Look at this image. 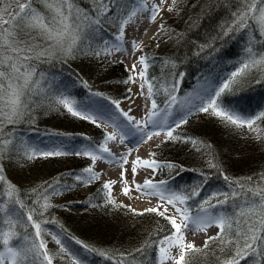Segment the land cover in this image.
Segmentation results:
<instances>
[{"label": "trees", "instance_id": "1", "mask_svg": "<svg viewBox=\"0 0 264 264\" xmlns=\"http://www.w3.org/2000/svg\"><path fill=\"white\" fill-rule=\"evenodd\" d=\"M140 1L118 0L117 5H109V16L99 26V34L92 41L95 51L108 47L119 33V20L111 18H126ZM18 2L27 0H2L0 8L18 11ZM73 2L80 12L93 17L94 9L99 7L95 0ZM31 7L46 21L51 20L53 13L42 0H34ZM169 7H172L171 11ZM246 9L245 0H177L174 6L170 0L151 42L141 46L142 56L147 58L145 78L153 86L152 99L158 109L167 104L169 94L188 88L194 77L207 71L213 62L231 64L233 73L253 53L257 58L264 55V34L256 21L249 17L244 28L234 23L237 19L234 13ZM161 25H164L163 29ZM19 34L29 43H47L41 40L35 29L24 27ZM84 43L87 45L88 41ZM249 47L252 53L247 51ZM31 64L37 70L34 79L43 73L46 79L41 81L40 87L52 92H66L83 100L97 96L109 102L129 95L127 87L131 72L121 62H110L105 54L64 57L57 53L50 62L32 60ZM230 78L231 75L228 80ZM42 95H31L26 114L16 123L4 124L3 138L12 140L9 148L20 146L26 137L43 134L81 146L89 143L98 146L104 141L105 133L101 127L72 116L63 106H57L54 99H42ZM229 101L244 105L249 114L264 111V67L257 66L237 76L220 96L221 106ZM185 120L175 129L173 135L176 138L165 137L154 147V159L158 164L175 165L158 168L154 180L167 181L185 195L198 191V195L187 201L190 210L199 207L201 201L214 193L239 192L240 189L226 181L225 176L246 188L264 187V119L256 121L258 131L231 125L212 114L211 109L209 112H194ZM71 142L68 147H71ZM68 147L61 150L65 153L63 155H37L34 159H26L22 152L8 151L0 161L5 180L15 186L16 195L24 205L8 204L9 208L19 212L24 221V225L16 227L19 236L22 237L27 230L34 237L35 229L27 222V212L35 209L33 219L41 223L42 233L53 232L63 242L86 249L90 253L91 264H153L156 252L154 246L147 245L174 231L168 220L155 212H139L115 201L108 202L101 180L78 182L70 173L80 175L91 159L72 154L75 146ZM249 177H252L251 181ZM49 184L58 188L59 194H52V188L44 193ZM63 186L70 187L65 189ZM7 187L8 184H3L0 191ZM40 193L49 197L51 207L46 211L33 203ZM245 195L251 197L252 193ZM1 199L8 200L6 196ZM243 199L244 196L237 198L239 201ZM43 202L41 197L40 204ZM233 202L229 200L228 204L221 206L222 209L231 212ZM211 203L215 204L216 200L212 199ZM211 211L216 212L217 209ZM141 212L144 214L139 215ZM234 236L233 232V242L227 245L214 240L207 248L203 244L197 248L200 251L188 252L187 264H222L236 252ZM12 243H20V239H14ZM142 248L143 251H137ZM49 253L52 255V251ZM70 257H62L52 264H72ZM251 259H241L239 264H248Z\"/></svg>", "mask_w": 264, "mask_h": 264}, {"label": "snow or ice", "instance_id": "2", "mask_svg": "<svg viewBox=\"0 0 264 264\" xmlns=\"http://www.w3.org/2000/svg\"><path fill=\"white\" fill-rule=\"evenodd\" d=\"M33 2L34 0L18 2V11L0 8V161L3 160L4 154L8 151L22 152L26 159H34L37 155L49 157L65 154L62 151H41L37 146L29 144H21L16 148L8 147L12 144V140L3 138L4 124L16 123L20 117L26 114L29 109L27 101L31 98V95L43 94L41 96L42 99L51 97L57 106H63L72 116L96 123V118L83 111L71 95L61 91L52 92L40 87L41 81L45 80L46 77L43 73H40L39 78L34 79L37 76V70L31 64L32 60L44 63L50 62L56 57L57 53L62 54L64 57L77 54L100 56L101 54H110L111 51L108 47L95 51L92 47V41L99 34V26L109 16V5H117L118 0H95L99 7L94 9V17L80 12L74 5L73 0H42L49 11L53 13L51 20L48 21L36 9L31 7ZM176 2L177 0H173V6ZM163 3L164 0H161V4ZM245 4H247L245 11L234 13L237 17L234 23L238 24L240 28H244L247 26L248 18L251 17L256 21L262 34H264V0H251V2L245 0ZM258 4L260 7H257ZM168 10L171 11L172 7H169ZM137 11H147V9L133 10L127 18H111L113 20H119L120 29L119 34L116 36L117 41L123 42L124 26L132 20L137 14ZM159 11V6H152L149 17L150 22L155 20ZM253 13L258 14L253 15ZM5 14H7V19L5 18ZM24 27L38 30V35L41 40L47 43H41L39 45L29 43L28 40H25L19 34L23 32ZM160 28L163 29L164 25H161ZM86 29L87 31H85ZM231 30L229 29V31ZM85 40L88 41L87 45L84 43ZM132 46L134 49L138 47L134 40L132 41ZM113 47H115L116 51L121 50L120 44L114 45ZM247 51L252 53L251 47ZM146 59L144 56L138 58V62L144 65L138 75L145 83H148L145 78L147 68ZM257 66L264 67V55L257 58L256 54L253 53L247 61L242 63V67L238 71L231 74V78L225 81L222 87L213 90L214 95L208 94L205 98L201 99L200 104L196 105L198 110L209 112L211 109L212 114L231 125L237 127L246 126L250 131H258V127H255L256 121L264 119V111L254 116H245L235 109L222 108L217 104V98L231 86V83L237 76ZM135 68L136 65L134 64L132 70L135 71ZM143 87L144 84H141V88ZM174 89L175 86H173ZM143 94L141 92V95ZM152 95L153 86L148 83V98L151 99ZM175 100L176 97L169 94L166 101L167 108L164 109L165 112L171 108ZM113 103L119 108L118 101H113ZM158 112V105L154 99H152L151 107L148 108L146 119L143 121L136 120L128 112H122L127 124H123L122 122L120 125H115L114 131L106 133L103 138L104 142L99 143L98 147L95 143H89L84 145L82 149L73 151L72 154L89 157L93 166L98 159L114 161L119 164L120 160H117L107 147V142L117 140V136L119 135L121 143L131 138L130 142L133 145L121 157L123 163L126 164L128 163L127 155L139 144L146 143L153 136H159L161 131L164 132L167 139H174L176 138L173 135L175 129L186 122L183 116H180L178 119H173L170 123L162 124L160 119L157 118ZM9 135L11 134L9 133ZM193 142L195 143V141ZM149 155L153 157L150 160H144L137 156L136 160L132 161L133 177L137 174L138 166L151 169L154 177L158 168L175 167L172 164L160 165L154 159V153H150ZM125 171L124 169L121 171V181H124ZM83 173L91 174L87 182L99 179L100 176V173L93 172L92 166L85 168ZM70 175H73L78 182L84 180L83 175L74 173H70ZM225 180L235 184L236 188L240 189V191L212 194L211 197L199 203V210L195 216L191 215L189 211L190 206L187 205V201L198 195V191L185 195L183 191H177L170 187L169 183L164 180L154 182V179H146L143 184H135V190L137 192H140L142 195L156 196L175 209L174 215L167 216L164 214L169 212V209L164 208L163 212H159L160 205L144 210L145 212H155L158 215L164 216L170 223L171 229H174V231H170L169 235H165L158 242L147 245L148 247L154 246L156 252L153 264H165L169 260H172L174 264H182V262L187 264L186 256L188 252L200 251V249L195 248L193 243H185V230L206 232L211 226L217 227L219 231L215 236L207 237L204 241L205 248L214 240H220L221 243L227 245L233 242L232 233H235L236 252L230 259L223 261L222 264H239L241 259H247L248 257H252L248 261V264H262V261H264V187L246 188L244 184L231 181L227 176H225ZM248 180L251 181L252 177H249ZM115 183V181H106L102 186L106 190L108 202L110 203H114L111 199V189ZM3 184H8V187L6 190L0 191V197L6 196L8 200L7 202L0 200V246H2L0 247V264H45V262L46 264H52V255L47 251L46 244L41 238L43 231L41 229V223L33 219L35 209H30L27 212V222L35 229L34 237L27 230H25L22 237L17 233V225H24V221L19 212L14 208H9L8 204H19L21 207H24V205L16 195L17 190L15 186L5 180L3 167L0 166V188L3 187ZM63 187L68 189L70 186ZM48 188H52V194H59V189L54 188L51 184L44 189V193H47ZM129 191L130 189L127 186L122 189L125 195ZM248 192L252 193L251 197L245 195ZM44 193H40L37 196V200L33 201V203L38 204L41 209L46 211L47 208L51 207V204L48 202V195ZM221 196L223 197L222 199L219 198ZM240 196H244L242 201L237 200ZM41 197H43L44 201L42 204H40ZM212 199L216 200L215 204L211 203ZM229 200L234 201L231 205V212L221 207L228 204ZM211 209H217V211L214 213ZM40 214L42 215V212ZM138 214L143 215L144 213L141 212ZM177 216L180 219L179 223L177 222ZM17 238L20 239V243L13 244L12 241ZM53 239L57 244L61 243L55 236H53ZM77 242L80 243L79 241ZM173 248L178 249V256L176 257L171 253V249ZM60 251L65 252L66 249L62 246ZM137 251H143V248L137 249ZM70 258L72 264H79L75 254H71Z\"/></svg>", "mask_w": 264, "mask_h": 264}, {"label": "rangeland", "instance_id": "3", "mask_svg": "<svg viewBox=\"0 0 264 264\" xmlns=\"http://www.w3.org/2000/svg\"><path fill=\"white\" fill-rule=\"evenodd\" d=\"M156 1L160 2L159 12L161 14L159 15L158 13L155 20L150 22V10H152L153 5L157 4H155V1L153 2L152 0L141 1L140 4L134 8V10L142 9L144 6L148 7L149 9L147 11H137V14L132 18V20L124 26L123 42L121 43L116 40V36L119 34L118 33L109 44V48L111 49L110 54H105L109 61L119 60L131 72V79L129 78L130 83L127 87L129 90V95L126 98L118 101L119 108H117L116 105L111 102L101 103L95 101L93 98L80 100L71 96L83 111L93 115L96 118V124L102 126L106 133L113 132L115 125H120L122 122L123 124H127L122 112H128L129 115L135 117L136 120L143 121L146 119L148 108L151 107L152 98H148V83H145V81L142 80L138 75V73L144 67V65H141L138 62V58L142 56L141 46L151 42V39L159 26L165 6L170 2V0H164V3L161 4V0ZM133 40L138 46L136 49H134L132 46ZM117 44L121 45L120 51H116L115 47H113ZM151 48H153V44H151ZM134 64L136 65L135 71L132 70ZM141 84H144L143 88H141ZM141 92L144 94L141 95ZM203 93L204 87L202 84H195L188 91L175 95V103L172 104L171 108L168 109L167 112L164 111L167 106L162 112L159 111L157 118L160 119L162 124L170 123L173 119H178L180 116H183L184 118L189 114L190 109L193 107L197 108L196 105L200 104L201 94ZM228 108L235 109L242 113V109L235 105H230ZM129 109H131V111H129ZM246 116L250 115L246 114ZM165 137L166 136L164 132L161 131L159 136H153V138L151 140H147L146 143L139 144L133 151H131L130 154L127 155L128 163L125 164L123 163L121 157L123 154L127 153L128 148H132L133 145L130 142L131 138L126 139L123 143H121L118 135L117 140L107 142V147L110 149L114 157L117 160H120L119 164L114 161H105L103 159H98L94 166L92 165V161L90 162L89 166L93 167V172L100 173V180H102L104 183L106 181L116 182L112 185L111 189V199L113 201L123 204L124 206L131 207L132 209L139 212L144 211L147 208L157 207L160 205L158 209L159 212H163L164 208H168L169 212L165 213L166 216L175 214V209H173L171 205L161 201L158 197L142 195L140 192L135 190V184H143L146 179L153 180V171L151 169L138 166L135 177H133L132 174V161L136 160L137 156L144 160L152 159L153 157H151L149 154L153 153L154 147ZM53 141L54 140L51 137L48 138L45 136H33L26 137L23 141V144L37 146L41 151H53ZM125 145H127V147H125ZM83 146H78L77 149L80 150ZM110 167L112 172L108 173V169ZM122 169L126 170L124 173V181H121L120 178ZM80 175L84 176L83 181H88V177L91 174H84L82 172ZM154 182L156 181L154 180ZM125 186L130 189L127 195L123 194L122 192V189ZM55 199L57 200L58 197L55 196ZM147 199H150L152 204L144 208L140 204ZM1 200L4 201L3 199ZM177 206L181 207L180 205ZM198 210L199 208H195L194 210L189 211L191 215L195 216ZM177 222H180L179 216H177ZM218 231L219 229L215 226L209 227L206 232H192L188 230V232L185 233V243H193L195 248H200L204 244V241L207 237L215 236ZM201 232H203L204 235L203 239ZM53 236H55L61 243L57 244L53 239ZM41 238L46 244L47 251H52V263H55L62 257L75 254L78 258L79 264H91L89 261L91 258L90 253L86 249L79 248L73 243L67 244L61 240L60 236L50 231L45 232V234L42 233ZM62 246L66 249L65 252L60 251ZM171 253L174 257L178 256V249H171ZM165 264H174V262L169 260L166 261Z\"/></svg>", "mask_w": 264, "mask_h": 264}, {"label": "bare ground", "instance_id": "4", "mask_svg": "<svg viewBox=\"0 0 264 264\" xmlns=\"http://www.w3.org/2000/svg\"><path fill=\"white\" fill-rule=\"evenodd\" d=\"M153 2L155 1V4H157L158 6H160V2H157L156 0H152ZM149 5V4H148ZM143 8H146L147 10L149 9L148 7H146V6H144ZM142 8V9H143ZM160 13V12H159ZM112 172V169H111V167L108 169V173H111ZM151 200L150 199H147V200H145V201H143L140 205L142 206V207H144V208H146V207H148V206H150V204H152V202H150ZM139 205V206H140ZM188 232V230H185V233H187ZM201 236H202V239H203V237H204V235H203V232H201Z\"/></svg>", "mask_w": 264, "mask_h": 264}]
</instances>
